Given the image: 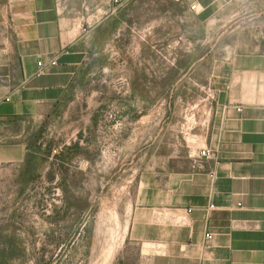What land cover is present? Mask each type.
Wrapping results in <instances>:
<instances>
[{"label":"crops","instance_id":"0c3cea01","mask_svg":"<svg viewBox=\"0 0 264 264\" xmlns=\"http://www.w3.org/2000/svg\"><path fill=\"white\" fill-rule=\"evenodd\" d=\"M183 1L205 11L227 0ZM135 3L0 0V188L11 196L39 119L95 75L109 46L135 52ZM207 85L190 152H154L140 174L126 234L140 264H264V52L234 55Z\"/></svg>","mask_w":264,"mask_h":264},{"label":"rangeland","instance_id":"374dc122","mask_svg":"<svg viewBox=\"0 0 264 264\" xmlns=\"http://www.w3.org/2000/svg\"><path fill=\"white\" fill-rule=\"evenodd\" d=\"M135 25L134 53L126 41L109 46L95 75L34 125L33 142L51 164L33 189L11 196L0 188L7 264H140L126 234L151 154L190 152L187 132L205 121L213 71L236 54L264 52V0L205 11L183 0H136Z\"/></svg>","mask_w":264,"mask_h":264},{"label":"trees","instance_id":"16d2710c","mask_svg":"<svg viewBox=\"0 0 264 264\" xmlns=\"http://www.w3.org/2000/svg\"><path fill=\"white\" fill-rule=\"evenodd\" d=\"M77 147V144L67 146L65 150L61 152L62 157H65L64 154L67 151ZM48 153V150H45V152L41 151V145L39 143L35 141L31 143L29 147V152L27 153L25 158L23 169L20 173L19 183L21 185L17 194L18 196L25 193L29 188L33 189V183L39 177L41 169L45 168V166L49 162ZM68 161L69 159L67 158L65 160H61V163L59 164V169L65 170V163H68ZM49 164H51V162H49ZM48 178H53L52 167L48 169ZM63 179L67 181L66 176H63ZM11 244L9 242V245ZM6 250H8V247H5V250L0 253V264H7L8 262Z\"/></svg>","mask_w":264,"mask_h":264},{"label":"built area","instance_id":"2783aa9c","mask_svg":"<svg viewBox=\"0 0 264 264\" xmlns=\"http://www.w3.org/2000/svg\"><path fill=\"white\" fill-rule=\"evenodd\" d=\"M196 7H197V4H195V3L190 4L191 9H195ZM56 63H57V61L55 58H51L47 63H44L43 61H39L38 62L39 70L37 71V74L40 75L41 73L44 72V70L47 66L55 65ZM202 153L204 155H209L211 152L209 149H207V150H202ZM208 237H210V235H208Z\"/></svg>","mask_w":264,"mask_h":264}]
</instances>
